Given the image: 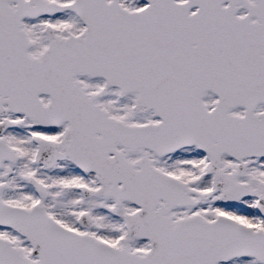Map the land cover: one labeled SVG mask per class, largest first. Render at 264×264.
I'll list each match as a JSON object with an SVG mask.
<instances>
[{
	"label": "snow or ice",
	"instance_id": "obj_1",
	"mask_svg": "<svg viewBox=\"0 0 264 264\" xmlns=\"http://www.w3.org/2000/svg\"><path fill=\"white\" fill-rule=\"evenodd\" d=\"M0 264H264V0H0Z\"/></svg>",
	"mask_w": 264,
	"mask_h": 264
}]
</instances>
